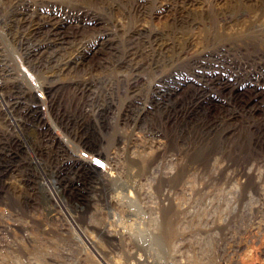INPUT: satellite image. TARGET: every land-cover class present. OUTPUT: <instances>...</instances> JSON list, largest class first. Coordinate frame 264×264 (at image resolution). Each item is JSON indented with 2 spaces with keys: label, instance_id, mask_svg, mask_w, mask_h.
Returning a JSON list of instances; mask_svg holds the SVG:
<instances>
[{
  "label": "rangeland",
  "instance_id": "1",
  "mask_svg": "<svg viewBox=\"0 0 264 264\" xmlns=\"http://www.w3.org/2000/svg\"><path fill=\"white\" fill-rule=\"evenodd\" d=\"M45 2L70 14L79 9ZM80 2L95 7L100 22L88 26H104L109 39L76 67L49 57L51 50L26 59L33 40L0 7V264H100L99 254L106 264H144L152 245L146 237L155 231V264H264V128L251 101L241 107L254 90L245 74L258 66L264 73L259 2L195 0L183 24L169 13L138 10L136 0ZM133 30L142 32L138 51L154 36L168 42L155 64L133 69L116 60ZM222 55L242 89L210 83L217 97L184 109L180 90L169 99L177 101L172 111L155 101L156 85L201 77L195 67ZM131 86L137 91L129 98ZM102 171L112 175L103 179ZM55 184L61 192L52 195ZM54 196L75 217L81 241ZM110 235H128L129 244Z\"/></svg>",
  "mask_w": 264,
  "mask_h": 264
},
{
  "label": "bare ground",
  "instance_id": "2",
  "mask_svg": "<svg viewBox=\"0 0 264 264\" xmlns=\"http://www.w3.org/2000/svg\"><path fill=\"white\" fill-rule=\"evenodd\" d=\"M45 1L54 2V3L59 4L60 6H64L65 4H67V2H69L71 4L79 5V7H78L79 9H78L77 13H71L70 14V13H67L66 10H62L59 7H56V6L51 7V5ZM80 1L81 0H59V1H56V0H1L0 7L2 9H9L10 13H11L10 14L11 22L13 23V25L15 24V25L22 27V29L25 30L30 35V37L32 38V40H33L32 46H29L25 42H22V43L28 45V47H31L29 49V51H25L26 52V59H28L30 61L32 59V57L39 58L40 56H43L48 50H51L50 54L48 55L49 57L54 58V59L62 57L65 60L64 64L66 66L69 64H74V67H76L79 63L83 62L84 60L94 58L96 56V54L101 49H103V47L106 44H108L107 41L109 39L108 31L104 26H102V27H89L88 26L90 22H92V23L100 22L99 16H97V14H95V12H93V10H91L89 8V7H92V8H95V7H93L89 4L84 5L83 4L84 2H80ZM245 1L250 3V4L259 2L258 10L260 11L261 14H264V0H245ZM78 2H79V4H78ZM194 2H195V0H159V3H157L155 5H151V4H149V0H136L135 8H137L140 11H146L149 9V10H151V12L153 14L169 13L170 17L173 20H175L176 24H183L189 20V16H188L189 15V8ZM254 27L255 26H254L253 22H251L249 24V28H253L254 30H256ZM253 29L250 31L251 36H253ZM261 30L264 33V25L261 26ZM10 38L16 39L15 36H11ZM141 38H142V32L139 30H133L129 34H127L126 42L129 46V48H127L125 51L122 52V54L124 56L123 58L118 56V58L116 60H118L120 63H122L128 67H131L133 69L141 68L145 65L155 64L158 61V55L160 53H163L168 42H166L162 36H154L153 38L148 40L147 48L144 51H138L135 49V44ZM186 41L191 42V39H187ZM250 42L258 43L259 40L253 39ZM260 42L263 43L264 40L261 39ZM69 49H70V51H69ZM204 59H206V58H204ZM210 63L211 64H209L207 66H200L199 65V66L195 67L196 71L201 75V77H198L195 74H191L190 77L186 79L184 76L180 75L178 78L172 77V78L168 79V81H166L164 84L156 85L153 88V96L155 97V101L164 103L165 109L168 111H172V110H177V108H176L177 107V101L171 102L169 99L171 97L176 96L177 94L181 93L182 91H184L185 95L182 98L181 102L183 101V99L185 97H186V99L183 103H181L180 107L182 109H184L187 105H188V107H190L189 105H194L195 103H197L200 100L203 101L206 98L208 99V98H213L214 96H216V95H214V92L212 90L211 91L208 90V86L210 83H213V86L215 88L217 87L218 89H223L226 87H232V88L235 87L236 89L237 88L238 89L243 88V85L241 83L235 82V80H234L235 77L226 71L227 65L230 64V60L228 57L222 55V57H217L214 60H210ZM60 69L61 68H57V71ZM204 75H206V77H204ZM245 76L248 77L249 78L248 80L251 81L252 88L254 90L251 94H248L247 100H243L241 107L247 106L248 102L251 101L252 106H253L252 110L254 112L255 111L258 112L261 115L260 121L258 122L257 126L264 128V96H263L264 95V73L262 71L261 66H258V67H255L254 69H252V71H249L247 74H245ZM85 84H86V82L82 83V85H85ZM180 90H181V92H179ZM129 91H130L129 98H132L136 95L135 91H137V88L135 86H131ZM243 91H245V90H243ZM6 94L8 95L9 99H13L12 92L9 91ZM241 99H243V98H241ZM123 108L125 110H127L128 105L124 106ZM142 108H145V105L141 106L140 110H142ZM147 108L149 109L151 107H147ZM107 123H110V121H108ZM113 157H115V156H113ZM165 158H166V160L171 161L175 157L173 156V153L170 152L168 154V157L165 156ZM168 167H170V165H168ZM112 170H114V169H112ZM157 170H158V164H155L150 171V176L155 177ZM109 171H111V170H109ZM114 171H116V170H114ZM171 171H172V169H171ZM195 171H196V169H195ZM101 175H102V178L105 179V177L111 176L112 174H111V172L105 171ZM103 179L101 181L102 184H103ZM183 182H184V180H183ZM39 184H40L41 188H43L42 185L44 184V181L41 180L39 182ZM53 186H54V189L52 191V195L56 191L61 192V185L60 184L59 185L55 184ZM94 188L96 190V187H94ZM171 188H172V185H171ZM217 188H219V187H217ZM217 190L219 192L220 189H217ZM236 190L237 189H235V191ZM226 191H227V197H231L230 198V200H231L232 199V192L230 190H226ZM140 193H141V191H140ZM88 195L91 199L94 198L92 195V191ZM204 196L201 197L202 200L204 199L203 198ZM206 197H207V194H206ZM141 198H142V195H141ZM148 198H149V195H148ZM207 198L210 199L209 196ZM207 198H205V199H207ZM54 199L58 202H61L60 197L54 198ZM149 200H150V198H149ZM207 200H205V201H207ZM205 204L207 205L206 202H205ZM216 204L214 203L213 205L216 206ZM208 205H209V203H208ZM53 207H52V209H53ZM96 207H97V210H99L98 209L99 207L98 206H96ZM231 208L235 209V203H232ZM215 209H213V210H215ZM54 221H56V220H54ZM81 221H82V219H81ZM153 224H155V223L153 222ZM153 228H154V226H153ZM155 229H156V226H155ZM194 229H193V232L195 231ZM204 232H206V231H204ZM151 233H152V230H151ZM150 236H151V240L154 244H155V242L160 244V242H159V240L161 238L160 233H156V231H155L152 234H150ZM191 240H189V241H191ZM193 240H194V238H193ZM189 243L190 242H188V244ZM191 243H194V242H191ZM200 243H201V241H200ZM173 244H175V241L173 242ZM202 244H204V243H202ZM192 246L193 245H191V247ZM201 248H203V247L201 246ZM185 249H188V247ZM189 251H191V250H189ZM174 252H175V250H173L172 253H174ZM170 264H173V263H170Z\"/></svg>",
  "mask_w": 264,
  "mask_h": 264
},
{
  "label": "built area",
  "instance_id": "3",
  "mask_svg": "<svg viewBox=\"0 0 264 264\" xmlns=\"http://www.w3.org/2000/svg\"><path fill=\"white\" fill-rule=\"evenodd\" d=\"M79 157H83V160H87L86 158H85V156H83V155H78ZM88 164H90L92 167H94L95 168V165L92 163V161H89L88 162ZM71 165H72V163H71ZM69 166V165H68ZM105 172V171H104ZM94 187L96 186L95 184L93 185ZM91 192V191H90ZM55 194V193H54ZM92 195H93V193H92ZM54 198H56V197H54ZM53 198V200H55ZM55 202L56 203H58L57 204V207H58V210L59 211H61L62 213H63V215L64 216H66V218H67V223L71 226V225H75V228H76V230H77V235H76V238L78 239V240H80L81 241V239H80V234H81V229H80V227L77 225V222H76V220H75V217L73 216V214H71L66 208H65V205L63 204V202L61 201V202H58V201H56L55 200ZM75 206L76 207H81L80 205H78L77 203H75ZM116 212H118L117 210H115ZM73 227V226H72ZM103 230H104V228L103 227H101V231L103 232ZM143 230H144V228H143ZM113 236H115L116 237V241H122V245H124V244H129V241H130V238H129V236L128 235H120V236H117V235H110L109 237H113ZM150 236V235H149ZM148 240H149V243L150 244H152L151 246H154L153 245V243H152V240H151V236L150 237H146ZM85 240H86V242L88 243V245L89 246H91L92 248H93V251L95 250V248H94V246H93V243L90 241V240H88L86 237H85ZM144 245V244H143ZM145 246H147V245H145ZM151 246L149 247H147V252L145 253V255L142 257V259H143V262H144V264H148V263H150V264H155V261L158 259V255H156L157 253H156V251H152V250H154L153 248H151ZM126 247V246H125ZM120 248H124V247H120ZM99 258H100V260L102 261V263H100V264H106V257H105V255L103 254V255H101V254H99ZM105 258V259H104ZM138 258L139 257H137V260H138ZM153 259V260H152ZM140 260V259H139ZM136 263H138V261H136ZM108 264V263H107Z\"/></svg>",
  "mask_w": 264,
  "mask_h": 264
},
{
  "label": "snow or ice",
  "instance_id": "4",
  "mask_svg": "<svg viewBox=\"0 0 264 264\" xmlns=\"http://www.w3.org/2000/svg\"><path fill=\"white\" fill-rule=\"evenodd\" d=\"M97 163H100V161H97Z\"/></svg>",
  "mask_w": 264,
  "mask_h": 264
}]
</instances>
